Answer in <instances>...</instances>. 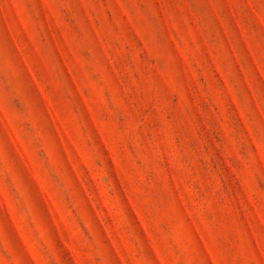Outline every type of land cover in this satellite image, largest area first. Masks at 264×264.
I'll use <instances>...</instances> for the list:
<instances>
[{"label": "rangeland", "instance_id": "1", "mask_svg": "<svg viewBox=\"0 0 264 264\" xmlns=\"http://www.w3.org/2000/svg\"><path fill=\"white\" fill-rule=\"evenodd\" d=\"M0 264H264V0H0Z\"/></svg>", "mask_w": 264, "mask_h": 264}]
</instances>
